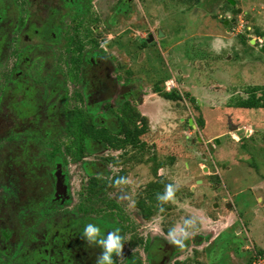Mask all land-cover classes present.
Returning <instances> with one entry per match:
<instances>
[{"label":"rangeland","instance_id":"1","mask_svg":"<svg viewBox=\"0 0 264 264\" xmlns=\"http://www.w3.org/2000/svg\"><path fill=\"white\" fill-rule=\"evenodd\" d=\"M125 1L86 0L87 10L81 12L87 17L84 25L77 26V18L70 21L66 16L72 14L70 9L59 17V27L75 28L76 38L86 33L98 39V47L85 42L83 50L103 52L120 83L124 80L139 90L129 104L145 117L146 130L139 138L140 146H127L121 153L105 145L95 153L85 151L77 159L72 152L78 143L65 128L66 111L69 119L80 116L89 121L93 116L86 112L79 83L71 86L76 90L73 94L65 91L64 95L62 89L58 96L61 129L53 141L66 160L71 197L60 203L56 221L63 225L65 219L78 217L75 208L83 198L79 192L87 183L81 163L106 160L113 177L105 179L99 189L110 191L87 200V205L93 204L98 218L114 204L120 205L123 221L118 218L115 223L130 228L123 237L121 259L137 252L144 258L142 264H148L147 241L160 238L170 243L169 231L182 227L183 234L177 233L174 239L184 238L187 245L165 264H241L240 258L247 263L252 254L245 245L251 246L250 240L258 244L264 233V108H240L235 103L248 96L249 86L264 85V0H234L233 5L227 0H129L127 13L120 14L126 10L121 5ZM157 26V39L148 44L143 38ZM45 45L44 61L50 66L56 57L63 63L77 55L67 48L63 33L56 47ZM49 70L47 74H51ZM171 79L174 85L167 83ZM174 91L173 98L163 95ZM118 96L116 89L107 102L108 114L120 117ZM101 103L96 113L104 111ZM199 120L202 125L196 122ZM98 124L95 126H103ZM115 128H109L111 133ZM37 130L25 127L15 140L25 139L24 133L33 136L36 145L32 152L43 158L51 149L47 141H51L41 138L43 134ZM116 176L127 183H115ZM167 184L174 187L173 201L147 196L156 190V196H163ZM102 198L112 201L109 208L97 200ZM140 203L151 207V213L146 215ZM236 229L240 232L234 233ZM197 237L205 243H194ZM99 264H104L102 258Z\"/></svg>","mask_w":264,"mask_h":264},{"label":"flooded vegetation","instance_id":"2","mask_svg":"<svg viewBox=\"0 0 264 264\" xmlns=\"http://www.w3.org/2000/svg\"><path fill=\"white\" fill-rule=\"evenodd\" d=\"M69 1L72 2L71 5ZM85 1L0 0V264H99L105 253L101 241L107 240V231L119 229L116 235L123 244L124 234L130 230L123 223H115L118 218L123 221V216H120L121 207L117 203L111 207L113 209H107L102 218L95 217L98 213L93 204L87 205V200L93 201V197L110 191L99 189L105 179L113 177L106 160H87L81 163L87 183L79 192L83 198L75 208L78 217L65 219L63 225L56 221L60 203H65L71 197L69 178L64 167L66 160L60 155L57 141H53L61 129L59 93L63 89L64 95L65 91L69 95V92L73 94L76 90L72 87L79 83L86 112L93 116L90 122L112 129L113 125H117L118 116L108 114L110 108L107 102L114 91L118 89L122 105L120 115L125 105L129 104V99L139 91L133 89L131 84L126 85L124 80L120 83L118 76L112 74L113 63L103 52L97 50L92 51L93 56L89 61L87 54L92 52L86 51L87 54H84L80 63H76L74 56H71L69 62L63 63L56 57L54 66L44 61L45 44L50 49L56 47L61 33L66 37L67 48L74 49L77 30H72L70 25L59 27V17L65 15L64 10L71 9L72 14L66 16L71 18V22L79 19L77 26H83L87 20L81 13L87 10ZM121 5L126 10L119 13L126 14L129 0ZM158 30V26L155 27V32L147 33L144 39H148L150 35L157 39ZM85 35L87 34L80 36ZM30 39H35L36 43L30 42ZM49 66L53 70L50 71ZM48 70L51 74L46 73ZM62 71L65 77L62 76ZM43 90L46 94L42 93ZM100 102V109L105 107L104 111L96 113ZM42 105H45L43 111ZM66 113L69 115L67 111ZM35 126H39L38 130ZM25 127L40 131L43 134L41 138L52 142L47 141L51 149L44 152L43 158L32 152L36 145L32 140L33 136L24 133L25 139L15 140L18 138L17 133L22 132ZM103 147L99 145L95 150ZM95 150L89 153H95ZM119 150L123 153L125 149L118 148ZM97 200L104 201V208L112 202L106 198ZM104 218L106 221L101 220ZM88 224L100 229L93 239L84 234ZM177 241L184 247L188 242L184 238ZM193 242L199 245L201 242L205 243V240L197 237ZM184 247L181 248L172 241L166 243L160 238L150 239L144 246L145 260L148 264H165ZM122 253L124 251L119 255L115 252L111 254L112 264L144 263V258H139L137 252L128 255L126 259L120 258ZM173 264L180 263L175 261Z\"/></svg>","mask_w":264,"mask_h":264},{"label":"trees","instance_id":"3","mask_svg":"<svg viewBox=\"0 0 264 264\" xmlns=\"http://www.w3.org/2000/svg\"><path fill=\"white\" fill-rule=\"evenodd\" d=\"M228 2V1H227ZM229 3V2H228ZM90 30V29H89ZM144 40V38H143ZM85 42H87L91 48L98 47V39L93 38L91 36H82V38H76L74 45V51L77 52L75 57L76 63H80L83 61L84 54L86 55V51L92 50H83L85 47ZM148 44L150 42L146 41ZM144 42L143 46H148ZM262 52L264 53V45L261 47ZM93 56L92 53L87 54V61L89 58ZM156 90H159V87H156ZM247 97L238 99L235 103L237 107L240 108H264V85H253L249 86L246 89ZM176 91L172 93H163L166 98H173L175 96ZM126 108L123 111V115L118 117L116 130L114 133H111L112 130L106 127H96L93 122L86 121L84 118L80 116H76L72 119H69V115H66L65 120V128L68 133H72L74 136V140L77 141V146L75 148V152H72L73 156L77 159L82 158V154L87 151L92 152L95 150L97 146H112L113 148H126L127 146H131L132 148L136 146H140L139 138L146 130V122L145 117L140 115L138 111L132 107L130 104L125 105ZM199 125H202L201 120L196 121ZM93 144H90V143ZM139 148V147H137ZM66 151H70L69 147L66 146ZM126 150V149H125ZM124 150V151H125ZM122 176H116L115 179L118 180ZM161 184L157 186V189L160 190ZM157 191V190H156ZM155 192H147V196L152 199L153 195L157 198ZM157 200V199H156ZM141 208L144 210L145 214L151 213V207L145 206L143 203H140ZM147 207V208H146ZM163 208V205H162ZM250 245H253L250 243ZM254 246V245H253ZM252 252L250 246L247 248ZM251 262V258H250ZM250 264V263H249Z\"/></svg>","mask_w":264,"mask_h":264},{"label":"clouds","instance_id":"4","mask_svg":"<svg viewBox=\"0 0 264 264\" xmlns=\"http://www.w3.org/2000/svg\"><path fill=\"white\" fill-rule=\"evenodd\" d=\"M115 183L117 184H124L127 183L126 179L121 177L118 180L115 181ZM158 200H165V201H173L174 200V187L172 184H167L165 186V194L163 196H159L157 197ZM162 211V209H161ZM187 223V222H185ZM100 231V229L98 227L93 226L92 224H88L85 229H84V234L89 238V239H93L98 232ZM119 232V229H114V231L109 232L107 240L106 241H101V243H103V246L105 248V253L102 257V260L104 262V264H112V261L110 259V256L113 252H115L117 255H119L121 253V238L116 235V233ZM177 233L179 234H183V228L179 227V228H175L171 231H169L168 233V238L172 239V242L174 244H179L180 247H184V245L180 242L174 239V237L177 235ZM248 247H246L247 249ZM259 252V251H258Z\"/></svg>","mask_w":264,"mask_h":264},{"label":"crops","instance_id":"5","mask_svg":"<svg viewBox=\"0 0 264 264\" xmlns=\"http://www.w3.org/2000/svg\"><path fill=\"white\" fill-rule=\"evenodd\" d=\"M238 232H240V230L239 229H236L235 230V232L234 233H238ZM220 235V233H218V236ZM238 235V234H237ZM256 236H258V235H256ZM258 244H256V243H254L253 242V240L251 241L250 240V243H253V245H254V247L261 253V254H263L264 255V233L262 232V234H260L259 235V239H258ZM258 245V246H257ZM246 247H248L247 245H245V250H247L246 249ZM250 251V250H249ZM251 254H252V252H251ZM252 256V255H251ZM251 256L247 259V263H245L246 261V259H243V258H240V262H241V264H249L250 263V258H251ZM235 260H237V259H235ZM240 264V263H239Z\"/></svg>","mask_w":264,"mask_h":264},{"label":"built area","instance_id":"6","mask_svg":"<svg viewBox=\"0 0 264 264\" xmlns=\"http://www.w3.org/2000/svg\"><path fill=\"white\" fill-rule=\"evenodd\" d=\"M168 84L174 85V80L171 79L167 82ZM252 250V256H251V262L250 264H264V255L258 252V250L251 245L250 246Z\"/></svg>","mask_w":264,"mask_h":264},{"label":"water","instance_id":"7","mask_svg":"<svg viewBox=\"0 0 264 264\" xmlns=\"http://www.w3.org/2000/svg\"><path fill=\"white\" fill-rule=\"evenodd\" d=\"M228 2H230L232 5L235 3V1L234 0H228ZM240 11V9H238V12ZM225 24H227V21H225ZM160 32V31H159ZM159 35H160V33H159ZM148 42H150V41H152L153 40V38H152V36L150 35L149 37H148ZM191 119L189 118L188 119V123L191 125ZM198 134L196 133V136H197ZM216 141L218 142V139H216ZM198 182H201L200 180H198Z\"/></svg>","mask_w":264,"mask_h":264}]
</instances>
